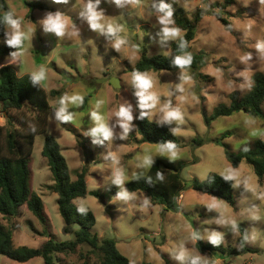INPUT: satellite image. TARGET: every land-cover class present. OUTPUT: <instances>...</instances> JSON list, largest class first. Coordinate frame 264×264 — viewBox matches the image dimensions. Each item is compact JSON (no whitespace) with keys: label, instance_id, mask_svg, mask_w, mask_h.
Listing matches in <instances>:
<instances>
[{"label":"rangeland","instance_id":"rangeland-1","mask_svg":"<svg viewBox=\"0 0 264 264\" xmlns=\"http://www.w3.org/2000/svg\"><path fill=\"white\" fill-rule=\"evenodd\" d=\"M7 7H11L23 20V29L33 36L25 42L23 55L15 62L11 55L0 60V65H15L17 75L30 74L44 66L47 71L46 79L42 87L46 90L51 107L48 115L47 134L52 135L60 145L61 153L66 159L71 179H75V173L86 168L85 196L77 197L73 201L83 200L95 216L96 223L92 231L98 237H111L116 242L118 251L129 259L128 264H178L171 259L166 250L171 249L193 230L203 232L205 228H216L211 219L218 214L209 212L204 207L206 202L213 199V195L203 193L189 186L193 177L202 176L209 172L218 173L226 168H235L239 177L246 178L249 186L264 188V176L262 179L255 174L253 167L246 161H241L236 167L227 160L224 154V146L217 144L214 139H220L230 149L231 145L239 146L242 140L238 128L247 124L249 136L244 140H252V147L257 139L264 141V101L261 105L263 115L255 116L244 111H237L230 115L218 116L206 123L203 110L211 115L218 104L228 105L232 96H239V91L234 92V84L241 82L242 78L237 76L244 65L237 58L252 49L251 40H243V33L236 29L246 26L253 21L246 17L233 16L247 13L250 16L257 15L256 5L243 8L236 4V0H216L215 5L208 8V0H181L176 5L185 11L188 18L194 19L197 10H202V15L196 24V35L191 42L194 50L203 49L207 53L206 64L199 69L202 74L200 80L197 74L189 69L191 79L186 84L185 102L180 104L184 111L186 120L178 131L177 136L181 141L178 147L180 158L184 166L180 170L183 183L182 195L179 196L178 211L166 209L164 205L153 203L143 191H130L134 199L127 205H121L120 201L111 203L112 197L118 191L109 179L110 161L104 159V155L110 150L108 142L93 144L92 137H84L79 131L83 125L86 130L89 124L87 113L97 99H103V113L110 116L120 103L130 102L134 107V117L139 109L136 107L134 89L128 83L132 71L145 52L148 56L161 54V45L157 35L158 26L155 25V17L148 18V5L150 0H142L144 6L135 9H119L114 3L102 0L101 7L105 9V21L122 26L121 35L127 39V43L121 51H116L111 42L103 35L93 32L86 21L78 15L79 0H70L68 4H57L54 0H4ZM26 1H40L45 4V9H29ZM229 6H236L237 13L229 11ZM182 8V7H181ZM60 10L66 14L69 25L76 23L80 30L79 35L57 39L54 34L45 33L39 20L47 11ZM219 11L223 18L230 21L233 31L226 29L219 20L215 11ZM257 28L255 35L264 38V18H256ZM182 30V29H181ZM184 31L182 30V33ZM171 51V45L169 47ZM156 80L155 91L166 96L172 83L178 82L179 69L149 70ZM257 73L264 74V62L248 69L245 72L254 84V76ZM107 80L98 82V79ZM116 78L119 86L114 87L109 81ZM79 93L87 96V102L80 108L74 109V124H66L73 129L68 130L66 125H56L53 115V106L57 104L60 97L65 93ZM245 92L243 96L246 94ZM177 100L179 97L176 98ZM163 100V97H162ZM175 103V97H173ZM13 116L20 115V110H8ZM53 119L51 121V118ZM154 120L153 118H149ZM5 123V112L0 107V124ZM115 123V117L112 118ZM134 128L127 140L119 139L121 129L116 126L117 138L111 149L119 159V167L131 176L135 170L137 173L143 171L136 168V158L149 153L155 154L157 145L150 142H141L135 119ZM169 127H171L169 125ZM75 132L81 134L77 139ZM46 133H38L35 136L32 153L29 160L31 171L30 187L42 200L43 209L50 221V231L58 240H66L73 237L77 224L65 226V221L58 211L57 193L53 189L54 179L46 157L41 153ZM225 136L222 138V135ZM195 137L203 139L199 146H192ZM238 137V138H237ZM86 145V150L82 144ZM238 152V151H236ZM164 157L156 156L155 160ZM100 168L103 171L99 170ZM94 169H97L94 171ZM198 179V178H197ZM96 191L97 194L93 192ZM235 198L234 205H230L219 199L220 212L227 218H236L240 221V231L247 229L258 237L257 243L249 246L246 250L236 253H227V248H234L238 243V237H227L222 245L225 250L212 248L201 251L197 243L190 247L193 254H200L209 264H264V204L260 205L259 214L262 219L258 222L248 223L244 213L246 208L239 202L242 189H233ZM149 204L143 203L144 199ZM123 211H118V208ZM0 223L11 229L14 245H27L37 247L46 240L41 232L43 225L29 211L22 206L15 216L1 217ZM67 225V224H66ZM208 243L207 241H203ZM190 246V245H189ZM84 248L77 247L76 251L69 254L58 253L56 264H97L98 258L93 253H87L84 257ZM0 264H42V258L33 257L25 262H19L0 254Z\"/></svg>","mask_w":264,"mask_h":264},{"label":"trees","instance_id":"trees-1","mask_svg":"<svg viewBox=\"0 0 264 264\" xmlns=\"http://www.w3.org/2000/svg\"><path fill=\"white\" fill-rule=\"evenodd\" d=\"M29 9H45L46 6L40 1H26ZM175 21L184 32L182 35L188 41V51L193 56V63L189 70L195 72L199 80L202 74L199 69L207 62V53L203 49L194 50L191 42L196 35V24L202 15V10H197L194 19L187 17L183 8L174 5ZM8 7L4 0H0V15L3 14ZM215 15L223 23L227 30L233 31L229 20L223 18L217 10ZM4 25L0 24V60L14 50L9 48L3 42ZM176 49V42L171 44V51ZM0 67V107L5 112V123L0 124V216L10 217L19 213L21 207L26 206L43 225L42 234L46 236L37 247H29L27 245H14L13 234L11 229L0 223V254L10 259L25 262L29 259L39 256L42 258V264H56L58 262V253L69 254L76 251L77 247L84 248V257H88L87 253H93L98 258L97 264H128L129 259L121 254L113 238L98 237L92 231L96 223L95 216L91 210L87 216H81L76 211V205L73 200L77 197L85 196L87 193L86 175L87 170L75 173V179H71L69 168L60 145L57 140L50 134H47L48 115L51 107L48 101V95L42 85L32 84L30 74L17 75L15 65L3 64ZM178 68L171 65L170 58H166L162 54L148 56L145 52L137 61L134 70H168L174 71ZM251 92H247L244 96H232L228 105L218 104L211 115H207L203 110L204 120L210 123L211 120L218 116L230 115L237 111H244L251 115H263L262 103L264 101V74L257 73L254 76V84ZM87 102V96L85 102ZM10 109L20 110L22 114L13 116L8 112ZM135 124L140 134L141 142L162 143L172 139L178 147L181 141L177 135L172 136L169 131L168 124H157L155 120L138 119L139 112L136 113ZM29 125H35L36 133H31ZM66 125V124H65ZM68 130L73 129L66 125ZM38 133H46L41 153L47 159L52 177L54 179L53 189L57 193L58 211L67 225L77 224L78 228L74 231L73 237L66 240H58L53 232L50 231V221L43 209L41 197L31 190V171L29 168V160L33 149L34 139ZM77 134V135H76ZM78 138L81 134L75 132ZM225 134L222 135V138ZM214 139L217 144L224 146V154L227 160L236 167L241 161L249 163L255 174L262 179L264 176V141L257 139L252 151L244 154L241 152H233L224 143ZM79 141V139H78ZM80 142V141H79ZM203 143V139L195 137L192 140V146H199ZM86 150V145L81 143ZM87 151V150H86ZM184 166V162L176 160L173 164L167 160L157 159L145 176L138 181H128L126 186L129 191L145 192L153 203L164 205L166 209L178 211V198L183 191V183L180 177V170ZM163 170L164 179H157V173ZM215 177L214 183L209 184L205 181L200 183L199 179L193 177L189 186L203 193L217 196L230 205H234L235 198L232 194L230 182H225L217 173L211 172ZM151 178L152 183L146 180ZM97 194L96 191L93 192ZM197 246L201 251L210 250L213 246L203 241L197 242ZM223 251L225 248L220 247ZM227 253H236L234 248H227ZM143 264H149L147 262Z\"/></svg>","mask_w":264,"mask_h":264},{"label":"clouds","instance_id":"clouds-1","mask_svg":"<svg viewBox=\"0 0 264 264\" xmlns=\"http://www.w3.org/2000/svg\"><path fill=\"white\" fill-rule=\"evenodd\" d=\"M57 4H68L70 0H54ZM110 3H114L119 9H135L137 6H144L142 0H108ZM102 0H79L78 6L73 4V7L78 10V15L81 19L87 22L88 27L93 32L99 35L105 36L110 42L111 46L116 51H121L122 47L127 43V39L121 35L123 28L120 25L113 24L105 21V9L101 7ZM181 3V0H150L148 5V18L155 17V25L158 26L157 35L159 36V42L161 45V54L166 58H170L171 65L179 69L178 82L172 83L169 87L168 94L162 96L155 91L156 80L147 71L133 70L130 81L128 82L134 89L133 95L136 97V107L139 109L138 119L144 120L153 118L157 124H168L172 136L177 134L178 129L184 125L186 117L184 111L180 107V104L185 102L186 84L191 79L186 69H189L193 63V56L188 51V41L182 35V30L177 26L175 21L174 5ZM216 0H208V8L210 9L215 5ZM236 4L243 8H250L253 4L256 5L257 15L250 16L247 13L241 16L251 19L253 22L242 26L236 31L243 33V40H251L253 43L252 49H249L243 56L237 58V60L244 65L243 69L237 73V76L242 78L241 82L234 84V92L239 91L242 98L245 92H251L253 89V82L245 75V72L257 66L260 62H264V38H259L255 35L257 28L256 18H264V0H236ZM183 8V5H181ZM229 11L237 13L236 6H229ZM0 24L4 25L3 42L11 49H14L10 55L15 62L19 57L23 55V48L25 42L32 39L33 36H29L23 29V20L17 15L15 10L9 7L0 15ZM39 24L42 26L45 33L54 34L57 39H66L79 35L75 22L69 25V21L66 18V14L60 10L47 11L45 15L39 20ZM176 42V49L169 51L170 45ZM5 65H0L4 67ZM47 71L44 66H41L39 70L30 73V80L34 85H41L46 79ZM163 97V100H162ZM175 97V103L173 102ZM179 97L177 100L176 98ZM85 97L79 93L69 94L65 92L59 99L56 105L53 106V115L56 125L74 124L75 111L74 109L80 108L84 105ZM105 101L103 99H97L95 104L92 105L87 113L90 126L85 130L83 125L79 127V131L84 137H92V143L103 144L108 142L110 150L104 155V159L110 161V174L109 179L113 185H115L118 191L115 196L112 197L111 203L120 201L121 205H127L134 199L133 194L126 186L127 182L138 181L145 176L147 170L155 165L156 156L164 157L167 161L173 164L180 158L178 151V145L172 140H166L162 143H158L155 154H147L142 157L136 158V168L143 171L137 173L135 170L129 176L126 171L120 168L119 159L115 155L111 146L114 140L117 138L115 131L118 125L121 131L119 132L120 140H127L130 133L134 128L133 121L137 117H134V107L130 102L120 103L118 107L111 113L110 116H106L103 113V106ZM115 117V123H112V118ZM53 116L51 118V121ZM31 133H36L37 128L35 125H29ZM241 135L239 139L242 143L239 146L231 145V151L241 152L247 154L252 151V140H244L249 136V129L247 124L238 128ZM238 138V137H237ZM225 144H229V141H225ZM97 169H94L96 171ZM99 170L103 171L102 168ZM164 171L160 170L157 173V179L162 181L164 179ZM216 175L221 177L225 182H230L233 189H242L241 200L238 206L242 203L246 208V212L243 214L245 220L248 223L258 222L262 219L259 214L260 205L264 204V188H260L257 185L256 188L249 186L246 178L239 177L236 174L235 168H226L224 171L218 172ZM200 183L207 181L209 184L214 183L215 177L211 172L202 176H197ZM148 183H152L151 178L146 180ZM181 196V195H180ZM213 196V199L204 204L207 211H215L218 215L211 219V223L216 224V228H205L203 232L198 230L191 231L188 235L182 239H178V242L171 249L166 250L169 257L178 262V264H209V262L200 254H193L190 251V247H194L197 242L207 241L214 248H220L227 237L237 236L238 243L234 246L236 252H242L249 246H253L257 243L258 237L253 233L245 229L240 231V221L236 218H227L220 212V203ZM76 205V211L81 216H87L89 208L83 200L73 201ZM145 205L149 204L147 198L144 199ZM118 211H123V208H118ZM67 227L68 225L65 224ZM190 245V246H189Z\"/></svg>","mask_w":264,"mask_h":264},{"label":"water","instance_id":"water-1","mask_svg":"<svg viewBox=\"0 0 264 264\" xmlns=\"http://www.w3.org/2000/svg\"><path fill=\"white\" fill-rule=\"evenodd\" d=\"M105 80H107V78L98 79L97 81H98V82H99V81L102 82V81H105ZM109 81L112 83V85H113L114 87L119 86V84H118V80H117L116 78H110Z\"/></svg>","mask_w":264,"mask_h":264},{"label":"crops","instance_id":"crops-1","mask_svg":"<svg viewBox=\"0 0 264 264\" xmlns=\"http://www.w3.org/2000/svg\"><path fill=\"white\" fill-rule=\"evenodd\" d=\"M182 195V194H181ZM178 202H179V200H178Z\"/></svg>","mask_w":264,"mask_h":264}]
</instances>
